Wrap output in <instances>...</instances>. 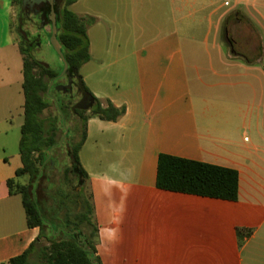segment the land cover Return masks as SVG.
Here are the masks:
<instances>
[{"label": "crops", "instance_id": "0c3cea01", "mask_svg": "<svg viewBox=\"0 0 264 264\" xmlns=\"http://www.w3.org/2000/svg\"><path fill=\"white\" fill-rule=\"evenodd\" d=\"M15 8L0 0V264L42 240L8 186L23 168ZM70 10L95 20L84 84L126 110L118 122L90 118L80 152L99 229L95 257L264 264V0H76ZM161 155L238 171V200L158 188Z\"/></svg>", "mask_w": 264, "mask_h": 264}, {"label": "trees", "instance_id": "16d2710c", "mask_svg": "<svg viewBox=\"0 0 264 264\" xmlns=\"http://www.w3.org/2000/svg\"><path fill=\"white\" fill-rule=\"evenodd\" d=\"M23 0H13L15 7H22ZM76 0H63L55 6L58 39L63 47L65 59L71 74L78 78L81 88L92 98L93 104L89 110L75 109L64 98L53 99L50 91L55 86L61 72L52 69L48 64L34 56L37 46L29 37L25 38L20 31V18L23 26L27 17L23 16L22 8L18 15V33L22 43L19 49L24 58V124L20 141V155L23 168L16 173V179L8 181L10 194L22 197L26 211L28 226L39 227L41 238L47 228L46 216L53 212L64 226L55 228L51 225V234L47 237L48 245L34 244L23 255L16 257L9 264H101L95 257L96 245L99 240V229L95 223V207L90 189V178L82 166L80 152L87 137V122L90 118H99L107 122H118L125 114V108H118L112 102L105 104L95 98L84 84L79 72L90 58L88 29L95 20L82 17L70 10ZM51 7L47 12L43 10L42 21L51 27L49 17ZM49 33L48 42L50 43ZM226 38L232 45L235 55V42L225 30ZM60 58V57H59ZM62 62V61H61ZM53 84L52 87L51 84ZM51 99V100H50ZM54 100L56 112H46L52 108ZM71 110L77 116L80 125L74 133L66 128L64 112ZM65 146L70 164L65 168V191L55 190L57 196L54 211L47 212L38 200L36 191L43 180H48L49 163L53 161V153L59 147ZM67 147L70 148L68 151ZM74 157L72 163L70 156ZM28 177V184L17 182V179ZM240 175L234 169L215 166L207 163L182 159L170 155H161L158 163L157 187L171 192L186 193L237 201L239 198ZM73 187V189L71 188ZM76 188L78 190H76ZM38 253V261L32 258Z\"/></svg>", "mask_w": 264, "mask_h": 264}, {"label": "rangeland", "instance_id": "374dc122", "mask_svg": "<svg viewBox=\"0 0 264 264\" xmlns=\"http://www.w3.org/2000/svg\"><path fill=\"white\" fill-rule=\"evenodd\" d=\"M20 6L15 8V35L19 44L22 43V39L20 34L18 33V15L20 12ZM72 10V9H71ZM23 30L29 34L30 39L37 45L34 50V56L48 64L52 69L60 72L62 70V62L59 56L56 54L55 50L48 42V35L51 33V27L44 23V26H41L40 19L37 18H28L26 25L22 26ZM63 70L61 72V79L59 81H55V86L50 91V96L53 99L63 97V85L66 84V78L63 77ZM63 77V78H62ZM80 99V96H75L71 102V105L77 103ZM51 100V99H50ZM52 108L50 111L46 112L48 115L50 112H56L54 100H52ZM64 122L66 128L74 133V129L76 126L80 125L81 122L77 118V116L72 115L71 110H66L64 112ZM70 164L69 157L65 150V146L59 147V150H56L53 153V161L49 163L48 175H49V184L48 180H43L40 184V187L36 191L38 200L43 208L47 210V212L54 211L56 207L57 196L55 194V190L60 189L65 191V168ZM28 177H23L20 179V182L23 184H28ZM73 189V187H71ZM76 190H78L76 188ZM47 220V228L45 229V235L41 240V245H48L47 237L51 234V225L55 228L59 226H64L62 220L53 216V212L48 216H46ZM33 263L38 261V253L36 252L32 258Z\"/></svg>", "mask_w": 264, "mask_h": 264}, {"label": "water", "instance_id": "95a60500", "mask_svg": "<svg viewBox=\"0 0 264 264\" xmlns=\"http://www.w3.org/2000/svg\"><path fill=\"white\" fill-rule=\"evenodd\" d=\"M43 2H48L51 5V15L49 17V20L51 21V29H52V34L50 37V44L53 47V49L55 50L56 54L60 57L63 65H64V69H63V74L62 75H67L68 76V88L72 87V83H73V77L71 75V71L69 69V65L65 59L64 53H63V47L61 45V43L59 42L58 39V28H57V18H56V12H55V8L54 5L56 3V0H23L22 2V12L27 8L28 5L30 6H34L35 4H40ZM23 19L22 17L20 18V31L21 33L24 35L25 38H28L26 32L23 30ZM42 27L44 26V21H42ZM53 83L51 84L50 87H52ZM87 103V102H86ZM91 107V105H87L85 107H80L79 104L75 105L74 110L75 109H84V110H89ZM68 151H70V148L67 147ZM71 162L74 163V157L71 155L70 156Z\"/></svg>", "mask_w": 264, "mask_h": 264}, {"label": "flooded vegetation", "instance_id": "af4514ba", "mask_svg": "<svg viewBox=\"0 0 264 264\" xmlns=\"http://www.w3.org/2000/svg\"><path fill=\"white\" fill-rule=\"evenodd\" d=\"M62 2L63 0H56L54 8L55 6L61 5ZM50 7L51 5L48 2L35 4L34 6L28 5L27 8L23 11V16L27 17V19L33 17L34 19L37 18L41 20L43 10L47 12L48 8ZM63 77L66 78V84L63 85V95H62L63 97L61 98H64L68 103H71L76 95L80 96L79 101L73 105V110H74L75 105L77 104H79L80 107H85L87 105L93 104L92 98L79 85V80L77 77L72 75L73 83H72V87L70 88H68V76L64 75ZM60 79H61V76L57 81H59Z\"/></svg>", "mask_w": 264, "mask_h": 264}]
</instances>
